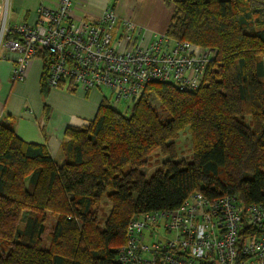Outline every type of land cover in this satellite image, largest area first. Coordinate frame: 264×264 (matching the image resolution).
<instances>
[{
	"label": "trees",
	"instance_id": "1",
	"mask_svg": "<svg viewBox=\"0 0 264 264\" xmlns=\"http://www.w3.org/2000/svg\"><path fill=\"white\" fill-rule=\"evenodd\" d=\"M167 1L170 36L217 50L197 90L149 83L130 115L103 98L94 121L66 129L62 164L0 120V264H120L135 214L177 208L195 191L264 203V0ZM49 87L43 73V96ZM187 127L192 159L178 160ZM156 151L167 159L147 176Z\"/></svg>",
	"mask_w": 264,
	"mask_h": 264
},
{
	"label": "built area",
	"instance_id": "2",
	"mask_svg": "<svg viewBox=\"0 0 264 264\" xmlns=\"http://www.w3.org/2000/svg\"><path fill=\"white\" fill-rule=\"evenodd\" d=\"M56 8L40 5L39 21L10 26L9 0L0 2V47L16 54L12 77L25 80L34 58H43L50 87L106 86L114 104L135 99L153 82L195 91L204 84L215 48L160 33L145 44V29L109 7L95 21L72 16L73 0ZM117 108V106H116ZM120 264H264V203L243 202L236 194H190L177 208L135 214Z\"/></svg>",
	"mask_w": 264,
	"mask_h": 264
},
{
	"label": "crops",
	"instance_id": "3",
	"mask_svg": "<svg viewBox=\"0 0 264 264\" xmlns=\"http://www.w3.org/2000/svg\"><path fill=\"white\" fill-rule=\"evenodd\" d=\"M40 5L56 8L58 1L9 0V8L20 15L19 20L9 25L37 23ZM109 7L120 18L133 20L145 29V44L167 32L175 10V5L167 0H73L71 11L75 18L95 21ZM15 58L16 54L3 43L0 47V120L11 126L23 141L45 144L53 159L62 164L66 129L94 121L103 98L109 96L82 87H49L45 97L42 93L43 63L33 59L25 80L16 81L12 77ZM77 89L80 92H76Z\"/></svg>",
	"mask_w": 264,
	"mask_h": 264
},
{
	"label": "rangeland",
	"instance_id": "4",
	"mask_svg": "<svg viewBox=\"0 0 264 264\" xmlns=\"http://www.w3.org/2000/svg\"><path fill=\"white\" fill-rule=\"evenodd\" d=\"M19 17H20V15H18V16L15 15L13 13L12 9L9 8V11H8V23L9 24L15 20H19ZM34 59L38 62L43 63V65H44L43 58L36 57ZM77 90L78 91H76V92H80L79 91L80 89H77ZM95 90L101 96H103V95L112 96V89L109 87L102 86L101 89L95 88ZM138 97L139 96L135 97V99H132V97H130L129 99L123 98L120 100V102L117 105L113 103V106L114 107L117 106L118 110L120 112H123L126 115H130L131 111H132V106ZM149 101L153 104V106H155L158 109L159 112H161V114L164 117H166L167 111L162 108L160 100L155 94L149 95ZM112 102H114L113 99H112ZM175 141H176V147H177V151H178V160H187V161L191 160L192 159V135H191L189 127L182 130L180 132V134L178 135L177 139H175ZM159 153H160L159 151H156L153 154H151L150 165L143 167V171L147 174V176L151 175V173L159 165H161L164 160L167 159L166 156H163ZM110 209H111V202L108 199V197L106 195H104L102 200H101L100 205L98 206L99 218L102 220L101 225L103 227L105 225V220H106V217H107ZM26 217H27V211L24 213L22 221L20 222L21 227H24ZM50 220H52V219L50 218Z\"/></svg>",
	"mask_w": 264,
	"mask_h": 264
}]
</instances>
